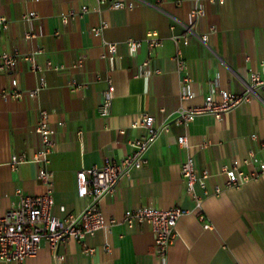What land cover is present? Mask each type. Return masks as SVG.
<instances>
[{"label":"crops","instance_id":"0c3cea01","mask_svg":"<svg viewBox=\"0 0 264 264\" xmlns=\"http://www.w3.org/2000/svg\"><path fill=\"white\" fill-rule=\"evenodd\" d=\"M114 1L132 2L133 8H108ZM197 5L203 16L194 32L207 34V40L203 43L192 35L188 45L180 43L192 94L181 100L182 75L176 69L170 38L183 33L184 26L191 23L190 9ZM82 6L90 11L67 26L61 24L62 14L79 12ZM98 6L99 11L93 10ZM30 11L36 12L38 19L26 25L21 16ZM0 16L8 20L7 29L0 34V53L40 49L36 62L44 68L35 73L21 60L12 73L0 72V94L12 89V78L20 91L34 90L40 78L44 79L35 98L0 100V217L17 204L19 190L28 195L45 190L36 177V164L28 162L16 168L10 164L13 155L30 158L40 147V136L34 131L38 110L48 112L55 130L49 164L52 214L62 219L80 213L87 204V199L76 193L78 170L101 165L105 158L118 160L130 154L128 142L143 134L130 128L140 112L152 115L159 124L180 106L203 104L207 95L218 100L220 90L242 93L248 72L264 71V0H224L221 4L106 0L101 5L97 0H0ZM102 24L105 28L100 34L91 32ZM27 30L36 37L24 39ZM57 31L59 35H55ZM149 32L161 39L160 46L150 48L143 41ZM129 38L142 41L135 53H130L125 43ZM105 42L116 45L112 57ZM145 62L148 67L143 66ZM48 63L58 69L47 68ZM110 85L115 88L110 113L101 117L97 108ZM258 96L220 120L204 115L186 128L172 125L149 149L147 163L101 201L105 219L115 218L120 223L109 232L98 231L87 238V245L94 248L92 254L84 253L74 240L55 252L41 242L37 256L22 264H56L55 255L65 256L64 264H264V174L241 187L205 197L201 205L209 224L205 228L181 177L188 153L177 143L179 136L188 135L195 169L212 174L209 189L224 187L225 175L219 172L232 160H237L243 171H252L255 164H243L249 152L264 162V90ZM196 192L201 193L200 188L196 187ZM143 205L160 209L178 206L185 211L165 260L155 255L148 224L135 223L130 228L121 222L125 210ZM107 244L109 252L104 251Z\"/></svg>","mask_w":264,"mask_h":264},{"label":"built area","instance_id":"2783aa9c","mask_svg":"<svg viewBox=\"0 0 264 264\" xmlns=\"http://www.w3.org/2000/svg\"><path fill=\"white\" fill-rule=\"evenodd\" d=\"M106 0H97L98 5L104 4ZM196 3L206 1L210 3H223L224 0H193ZM110 9H132L133 3H125L122 1H114L108 4ZM93 10L99 11V6ZM90 8L82 6L81 11H69L60 16L63 26H67L71 21L88 13ZM191 23L184 26L181 35L171 36V40L175 46L174 61L177 72L182 75L180 94L181 100L192 97L188 90L190 78L186 75V63L182 57L180 43L189 44L190 36L194 35L201 42L207 40V34H196L194 28L203 16V9L199 5L190 9ZM22 17L26 25H30L32 21L37 20L36 12L30 11ZM8 27V20L4 16H0V34ZM105 28V24L97 28H92L91 32L100 34ZM59 35V32H55ZM35 34L31 30H27L24 39L31 40L35 38ZM150 48L161 45V39L154 32H149L143 40ZM130 53H135L141 46V40L126 39L125 41ZM108 55L112 57L116 51V45L105 42ZM41 53L40 49L33 50L29 53H22L14 50L11 53H0V72L12 73L21 61H27L30 70L35 73L43 72L36 62V56ZM149 62L143 64L148 67ZM47 68L57 67L47 64ZM39 86L34 90L20 91L16 89L17 80L12 78L10 85L12 89L0 94V100L5 98L21 99L24 97L35 98L44 86V79L40 78ZM245 90L240 94L230 93L220 90L217 94L218 100L213 96L207 95L204 102L198 106L180 108L172 115L156 124L155 118L146 113L140 112L136 119L130 124V128L139 129L143 134L131 139L128 144L131 148L130 154L113 160L105 158L103 163L98 166H92L88 169H81L76 172L77 195L87 199L86 207L77 214H68L64 218H58L52 214L54 205L53 198V173L49 169L50 155L55 147V130L49 122V114L45 110H38V119L34 127V131L40 136V147L29 158L26 154L13 155L11 158V166L16 168L19 164L34 163L38 166L37 179L44 186L45 190L42 194L28 195L19 190V200L17 204L6 210L0 217V262L22 264L27 259L37 256L41 242H45L49 249L53 252L57 247L65 244L69 240H74L81 245L83 252L90 255L94 252V248L89 247L86 243L88 237L94 236L98 231L109 232L110 229L120 223L117 219L111 218L106 220L101 210V201L108 195L115 192L117 185L122 180L129 179L134 170L142 168L147 163V153L157 140L163 135L170 132L171 126H182L186 128L195 118L199 116L209 115L220 120L226 113L232 112L238 107L248 104L252 99L259 98L258 92L264 90V71H249L244 82ZM115 88L110 85L105 92L104 100L99 104L97 112L101 117H106L110 113L111 101L114 98ZM124 132V130H120ZM255 139V136H252ZM179 146L187 151V156L181 165V177L184 179L186 193L193 199L196 209H198L197 217L200 222L205 223V215L201 211L202 201L209 195H218L224 189L238 188L244 184L258 179L264 174V162L259 161L253 152H249L248 157L244 159L243 164L255 167L252 171H243L241 164L237 160H232L230 165L222 166L219 175H225L224 187L219 185L208 188V180L212 174L208 170H196L194 160L190 153L192 145L189 142L188 135L184 133L177 138ZM196 187L200 188L201 193L196 192ZM185 215V211L174 206L168 209L154 208L151 206H141L133 209L125 210L121 222L127 226H133L135 223L148 224L152 231L153 242L155 247V255L161 260L166 259L167 252L175 240L176 226L180 218ZM205 228H209V224H204ZM104 251L109 252L110 246L105 245ZM65 256L55 255L56 264H64Z\"/></svg>","mask_w":264,"mask_h":264}]
</instances>
